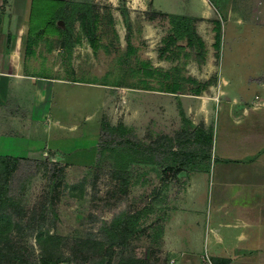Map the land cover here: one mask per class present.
Returning a JSON list of instances; mask_svg holds the SVG:
<instances>
[{
  "label": "rangeland",
  "instance_id": "rangeland-1",
  "mask_svg": "<svg viewBox=\"0 0 264 264\" xmlns=\"http://www.w3.org/2000/svg\"><path fill=\"white\" fill-rule=\"evenodd\" d=\"M64 2L34 0L29 47L41 61L32 65L87 89L76 92L77 128L56 136L71 150L28 157L8 181L0 206L17 258L5 251L0 264H39L45 252L61 255L52 264L222 262L200 239L209 213L198 172L213 166L220 100L264 86V0H206V15L153 0H66L58 14ZM128 137L144 147L125 150Z\"/></svg>",
  "mask_w": 264,
  "mask_h": 264
},
{
  "label": "crops",
  "instance_id": "crops-1",
  "mask_svg": "<svg viewBox=\"0 0 264 264\" xmlns=\"http://www.w3.org/2000/svg\"><path fill=\"white\" fill-rule=\"evenodd\" d=\"M131 1L142 8L151 2ZM200 1L190 9H177L171 0H153V4L170 12L206 15L208 2ZM33 5L34 0H0V153L19 157H39L56 148L70 151L66 146L72 141H59L56 136L77 128L76 92L87 89L76 75L34 70L32 64L41 58L29 47L36 36ZM65 5L66 0L58 14L66 13ZM63 21H58L59 33ZM257 85V91L231 88L229 93L236 95L233 101L218 103L213 166L198 173L207 178L202 188L207 190L204 204L210 214L203 221L200 239L222 262L208 259L210 263L204 264H264V86ZM79 143L73 141L78 147Z\"/></svg>",
  "mask_w": 264,
  "mask_h": 264
},
{
  "label": "trees",
  "instance_id": "trees-1",
  "mask_svg": "<svg viewBox=\"0 0 264 264\" xmlns=\"http://www.w3.org/2000/svg\"><path fill=\"white\" fill-rule=\"evenodd\" d=\"M103 136H109L112 137L113 133L111 131H107V129L102 131ZM129 138V137H128ZM121 142L118 143L119 145H122L125 147V150H131V151H139L140 148H143V144L139 141H135L134 139H123L120 140ZM153 152H156V149H154ZM3 163L5 165L6 173L5 177L2 183H0V202L4 198V193L10 192V187L7 188L8 181H10L12 178L18 174V172L23 168L25 163L28 161H31L32 158L28 157H19V156H13V155H3ZM189 159V158H188ZM11 215L1 209L0 206V255L2 253H5L7 251L8 253H14L13 258H17L16 252H11L12 249H10V245H8L9 237L7 236L10 225H11ZM52 238H57V236L52 235ZM61 259V255L55 256L54 253L45 252L41 255L39 259V264H52L58 260Z\"/></svg>",
  "mask_w": 264,
  "mask_h": 264
}]
</instances>
